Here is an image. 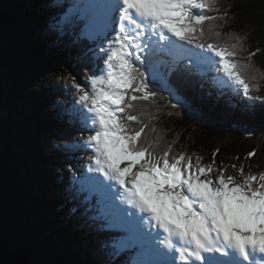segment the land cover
<instances>
[{"label": "snow or ice", "instance_id": "1", "mask_svg": "<svg viewBox=\"0 0 264 264\" xmlns=\"http://www.w3.org/2000/svg\"><path fill=\"white\" fill-rule=\"evenodd\" d=\"M216 4L73 0L49 25L59 36L73 31L74 42L96 43L93 59L103 60L85 84L68 77L82 105L73 111L90 131L70 150H90L88 172L99 174L74 177L72 189L84 194L97 228L111 234L102 247L109 257H124L119 264H264V172L245 174L241 165L240 180L223 170L213 177L214 159L203 165L196 156L193 163L185 152L173 155L171 144L158 154L153 142H142L148 125L130 114L134 102L153 103L150 83L175 98L172 107L195 111L169 82L185 59L191 64L185 71L222 73L213 79L218 87L235 85L249 99L253 87L259 90L249 83L257 81L250 58L255 53L247 62L239 58L246 37L229 34L234 42H220L215 22L224 17L204 14ZM134 123L142 126L133 130Z\"/></svg>", "mask_w": 264, "mask_h": 264}, {"label": "trees", "instance_id": "2", "mask_svg": "<svg viewBox=\"0 0 264 264\" xmlns=\"http://www.w3.org/2000/svg\"><path fill=\"white\" fill-rule=\"evenodd\" d=\"M26 1L22 9L23 0H0V264H119L124 257L102 247L111 234L97 228L84 195L72 189L73 169L68 181L58 173L72 158L66 152L74 139L65 123L76 94L68 77L91 73L95 61L86 49L93 42L50 30L64 12L55 0ZM204 14L224 17L215 22L220 42L246 37L239 58L255 53L257 81L249 83L259 90L249 99L234 86L218 87L214 72L185 71L191 66L184 60L169 82L195 111L172 107L175 98L150 83L153 103L134 102L130 114L148 125L142 142H153L158 154L171 144L173 155L185 152L193 163L196 156L203 165L214 159L213 177L226 169L240 175L241 165L245 174L264 172V0H217Z\"/></svg>", "mask_w": 264, "mask_h": 264}, {"label": "rangeland", "instance_id": "3", "mask_svg": "<svg viewBox=\"0 0 264 264\" xmlns=\"http://www.w3.org/2000/svg\"><path fill=\"white\" fill-rule=\"evenodd\" d=\"M55 1H56L57 5L59 7H62L64 9L63 11H65L67 9V7L70 6L69 3L65 2L66 0H55ZM72 2L73 1H71L70 3H72ZM28 6H29V4H27V1L23 0L22 9H25ZM186 47H190V46H186ZM90 49H96V51L99 52V48L97 47L96 44L95 45H91L86 50L90 51ZM193 51L199 52L200 50L199 49H193ZM204 54L205 55H211L210 53H204ZM215 59H218V58H215ZM186 62L189 63V60H187ZM95 63H96V65H99L100 67L103 66V60L95 61ZM190 66H191V64H190ZM217 66H218V64H217ZM219 76H222V73H219ZM83 77L78 75L77 76V82L80 83V84H85L87 77L86 78H83ZM233 86L236 87L235 85H233ZM60 91L61 90L58 89V92H60ZM63 96H65V95L63 94ZM71 100H72V102H74L73 107L74 106L78 107V108L82 107V105H79L77 103L78 94H74L73 96H71ZM66 115H67V117H70V120L69 119L67 120V118H66L67 122H65V121L64 122L68 123L67 125L69 126V131L71 132V134L74 135V139H73V142L71 144H74L76 142H79V143L82 144L84 142V140H86L87 136L90 134L89 129L82 127L80 122L78 123V126L76 127L77 124L75 123V120H78V119L76 117V114L73 111V108H72V111H70V115L71 116L69 115V113H67ZM60 118L62 119V116H60ZM66 153L71 154L72 155V159L66 160V161H62V163L60 164L61 167L58 169V173L61 176L60 179L62 181L63 180L64 181H68V179L71 177L70 169H73L74 173L77 174V176H76L77 179L83 178L85 175H94V176H98L99 175L98 173H95V172H92V173L88 172V166L91 164V161L88 159V156L91 155V151L90 150H86V149L68 150V152H66ZM58 154H59V152L55 150L53 153H51L49 155L57 156ZM63 154H65V152ZM63 158H64V156H63ZM66 165H68V167ZM121 166L123 167V165H121ZM224 175L226 177L231 175V176L235 177L237 180L241 179V177H240V175L238 173H234L230 169L224 170ZM215 176L216 175H214V177ZM100 179H103V178L100 177ZM128 255H132V254L129 253Z\"/></svg>", "mask_w": 264, "mask_h": 264}, {"label": "bare ground", "instance_id": "4", "mask_svg": "<svg viewBox=\"0 0 264 264\" xmlns=\"http://www.w3.org/2000/svg\"><path fill=\"white\" fill-rule=\"evenodd\" d=\"M71 1H73V0H66L65 2H67V3H69V4H71L70 2ZM105 46H106V42H105ZM93 54V53H92ZM92 57H93V55H92ZM171 82V81H170ZM256 97V96H255ZM256 99V98H255ZM70 111H72V109H69L68 110V113H69V115H70ZM71 116V115H70ZM67 144V143H66ZM70 148V147H69ZM70 157V156H69ZM89 161V160H88ZM124 166V165H123ZM212 175V174H211ZM69 180V179H68Z\"/></svg>", "mask_w": 264, "mask_h": 264}]
</instances>
